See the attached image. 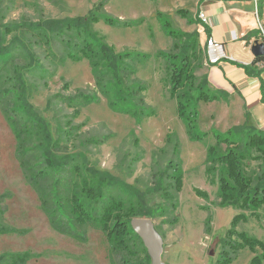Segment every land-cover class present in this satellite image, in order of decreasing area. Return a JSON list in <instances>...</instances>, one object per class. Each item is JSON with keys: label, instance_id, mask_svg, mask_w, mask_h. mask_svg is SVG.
I'll return each instance as SVG.
<instances>
[{"label": "rangeland", "instance_id": "1", "mask_svg": "<svg viewBox=\"0 0 264 264\" xmlns=\"http://www.w3.org/2000/svg\"><path fill=\"white\" fill-rule=\"evenodd\" d=\"M198 2L0 0V18L3 16L4 23L86 17L96 12L100 4L105 15L120 23L141 21L129 27L99 22L92 28L116 53L141 58V62L135 59L127 62L129 75L123 78L125 85L140 91L136 102L128 103L127 107L141 108L151 116L137 120L125 112L130 109L114 107V103L120 104L119 96L114 90H110L108 97L103 94L93 76L92 63L86 60L73 63L57 42L47 57L48 51L43 47L32 48V53L40 59V70L26 72L23 78L28 101L44 119L51 134V154L67 165L54 175L52 194L47 197L59 205L62 213L68 212L66 198L73 184L90 181V174L94 173H107L137 189L151 208L168 205L157 191V184L163 180L167 163L179 162L183 187L175 194L176 209L169 215L151 218L163 240L161 259L165 264H215L221 240L238 213L231 206H218L220 171L213 175L215 184L210 185L205 169L210 164L206 148L215 144L211 132L225 133L231 126L238 125L239 118L228 114L225 99L207 104L200 102L198 128L209 136L204 141L190 140L185 123L178 116L176 101L170 98L164 85L166 65L163 58L157 56L174 52L175 41L163 29L162 19H168L181 34L197 32ZM178 10L188 13L189 19H182ZM262 28L264 30V25ZM200 44L203 47V41ZM27 60L23 55L14 56L2 72L3 77L12 67L26 65ZM202 75L200 69L196 71L198 78ZM76 111L77 117L74 116ZM174 143L179 146L175 158ZM16 152V138L0 108V227L21 232L0 234V258L27 254L30 257L27 264H111L114 259L111 245L98 224L77 228L76 237L51 227L40 195L28 184ZM257 165L252 163L251 167L258 169ZM40 168L43 169L42 164ZM195 188L206 192L208 199L196 197ZM259 214V221L249 219L237 230L264 242V210ZM209 215L211 231L206 234ZM211 251L213 256L209 255ZM253 256L248 250H242L232 264H250Z\"/></svg>", "mask_w": 264, "mask_h": 264}, {"label": "trees", "instance_id": "2", "mask_svg": "<svg viewBox=\"0 0 264 264\" xmlns=\"http://www.w3.org/2000/svg\"><path fill=\"white\" fill-rule=\"evenodd\" d=\"M101 4L96 12L86 17L65 20H42L36 23L19 22L4 23L0 18V108L17 141V158L28 184L38 192L41 205L49 218L51 227L64 235L76 237L77 228L98 224L105 234L114 259L111 264H152L147 250L141 239L133 232L131 220L133 218H152L166 216L176 209L175 194L181 192L182 175L180 164L169 161L167 169L162 174L163 180L158 181L157 191L168 205L149 207L147 200L135 188L128 186L107 173L90 174V181L83 180V184L71 187L67 193V214L59 211V205L53 199L51 181L54 175L67 167L51 154V134L42 117L33 109L28 101L24 74L40 70V59L32 53V48L43 47L51 55L57 42L73 63L84 60L92 63L93 76L97 86L108 97L110 90L117 92L121 106L114 103V107L122 110L130 109L128 103L136 102L140 91L134 87H126L125 75H129L127 62L137 60L138 55L116 53L112 46L105 44V38L93 31L92 26L103 22L110 26H132L140 24L120 23L105 15ZM259 17L261 5L258 9ZM182 19H189L188 13L178 10ZM197 24L198 21L195 20ZM162 27L175 41L174 52L163 55L165 67L164 85L169 90L172 100L176 101L177 113L183 120L186 132L192 141H204L209 133L198 128V105L225 99L230 96L222 90H211L206 75L200 78L196 71L201 70L206 62L204 47H201L199 33L181 34L173 29L170 21L162 19ZM207 35L208 28H204ZM260 32L253 31L246 39V45L252 37L259 38ZM23 55L28 60L24 66L12 67L6 75L2 72L10 64L14 56ZM230 64L243 70L250 78H257L260 84L261 104L264 105V82L261 79L264 66V56L254 58L250 65L235 62ZM113 86L114 88H111ZM141 104L142 100H138ZM9 103V105H8ZM137 120L147 116L141 108L125 110ZM77 117V111L74 114ZM148 116H151L148 114ZM147 116V117H148ZM245 122L230 127L225 133L215 130L211 132L215 144L206 148L209 166L205 169V176L210 185L215 184L213 175L220 171L218 185V206L233 207L238 213L233 217L229 229L221 240L220 253L215 264H232L238 253L248 250L254 256L250 264H263L264 242L237 227L249 219L260 220V210H264V130L253 127L249 113H245ZM173 157L179 153L178 143L173 145ZM40 160V161H37ZM258 164L253 169L251 164ZM42 164L43 169L40 168ZM39 166V169H36ZM75 167V165L73 166ZM263 167V168H262ZM262 168V169H261ZM64 169V170H65ZM196 197L207 200L208 194L194 189ZM211 216L206 220L205 233L211 231ZM21 234L10 227H0V234ZM260 251V254H257ZM29 255L6 256L0 258V264H27Z\"/></svg>", "mask_w": 264, "mask_h": 264}, {"label": "crops", "instance_id": "3", "mask_svg": "<svg viewBox=\"0 0 264 264\" xmlns=\"http://www.w3.org/2000/svg\"><path fill=\"white\" fill-rule=\"evenodd\" d=\"M199 8L206 12L209 20L210 34L204 31L203 26L197 24L199 41H203V47L207 38L212 37L224 46L227 58L217 65H209L205 62L201 71L206 75L211 90H222L229 94L228 114L233 118H239L238 125L245 122V113H249L250 123L259 130H264V105L261 104L260 84L257 78L247 77L243 70L230 64V62L242 65H250L254 57L250 47L255 40H260V27L264 25V0H208L203 3L199 0ZM262 3V4H261ZM257 5V7H256ZM262 12L256 15L259 6ZM263 29V28H262ZM253 31H259V38L252 37L246 45L247 38ZM261 79L264 82V66ZM235 121V120H234ZM232 127V126H231Z\"/></svg>", "mask_w": 264, "mask_h": 264}, {"label": "water", "instance_id": "4", "mask_svg": "<svg viewBox=\"0 0 264 264\" xmlns=\"http://www.w3.org/2000/svg\"><path fill=\"white\" fill-rule=\"evenodd\" d=\"M250 51L254 58L264 56V44L259 40H255ZM131 228L133 232L141 239L149 257L151 258L152 264H165L162 259V248L163 240L152 223L150 218H133L131 220ZM213 251L209 253L213 256Z\"/></svg>", "mask_w": 264, "mask_h": 264}, {"label": "built area", "instance_id": "5", "mask_svg": "<svg viewBox=\"0 0 264 264\" xmlns=\"http://www.w3.org/2000/svg\"><path fill=\"white\" fill-rule=\"evenodd\" d=\"M205 2H208V0H203V3ZM256 4H257V0H256ZM255 12L257 15L258 14L257 8L255 9ZM196 20L203 27H206L209 24L208 16L206 12L202 10V8H199V10L197 11ZM260 31H261V38L259 41L264 44V30L262 29V27H260ZM204 55H205L206 63L209 65H217L221 61L227 58L223 44L217 42L212 37L207 38L205 41Z\"/></svg>", "mask_w": 264, "mask_h": 264}]
</instances>
